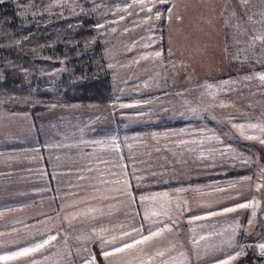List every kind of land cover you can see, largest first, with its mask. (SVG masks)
Segmentation results:
<instances>
[{
  "label": "rangeland",
  "instance_id": "374dc122",
  "mask_svg": "<svg viewBox=\"0 0 264 264\" xmlns=\"http://www.w3.org/2000/svg\"><path fill=\"white\" fill-rule=\"evenodd\" d=\"M0 1L13 2L23 24L80 15L96 19L95 34L66 46L63 54L52 46L19 47L11 34L13 29L0 20V128L4 133H0V144L57 140H53L57 134L52 127L60 128L71 110H62L63 102L57 98L38 97L31 91L80 78L76 73L79 68L109 69L114 97V103L101 108L104 130L99 140L103 148L100 173L87 168L84 176L60 175L57 184L68 185V190L61 192L63 196L38 200L45 203L39 204V212L46 214L39 215L38 221L23 223L13 232L15 238L5 239L15 244H0V264H237L248 253L261 258L254 264H264V148L257 151L261 154L258 164L255 158L248 165H206L209 160L201 155L205 150L197 145L152 142L141 133L127 138L115 126L116 114L124 126L165 123L193 118L195 114L210 116L221 125L218 107L227 102L223 103L221 95L217 101L214 97L221 92V85L201 81L175 95L164 84L165 73L173 72L180 64V48L189 45L190 40L197 41V66L205 72L206 62L202 65L199 51L214 54L211 43L217 39L215 33L223 31L222 22L205 14L213 8L210 3L214 0ZM185 33L192 34L186 37ZM260 34L262 48L257 65L264 61V33L253 36L257 46ZM246 35L251 37L253 33ZM216 46V52L224 49ZM23 54L61 58L62 66L50 72L26 68ZM8 71L13 81L26 85L30 92L6 91L2 83L8 80ZM189 97L207 101L209 111L201 112L205 109L201 102H197L198 107L193 102L180 104L188 102ZM175 98L180 99L178 104ZM36 104H47L49 108L36 114L10 109L12 105ZM46 152L51 156L52 150ZM246 167H253V172L136 192L144 185L225 174ZM79 169L76 166L75 170ZM245 211L247 222L239 240ZM21 252L28 255L18 256ZM6 256L17 258L4 260Z\"/></svg>",
  "mask_w": 264,
  "mask_h": 264
},
{
  "label": "crops",
  "instance_id": "0c3cea01",
  "mask_svg": "<svg viewBox=\"0 0 264 264\" xmlns=\"http://www.w3.org/2000/svg\"><path fill=\"white\" fill-rule=\"evenodd\" d=\"M210 4L213 8L207 9L205 14L222 22L220 27L223 31L215 33L217 39L213 43L207 39L214 54L199 51L202 65L206 62L205 72L201 73L197 66L194 54L197 41L190 40L189 45L180 48L181 54L177 57L180 64L174 67L173 72L165 73L167 79H164V84L169 86L166 90L171 89L175 95L177 91H185V87L192 89L201 81L212 86L221 85V92L214 95L216 101L221 95L223 103L227 102L218 107L221 125L202 114L178 119L193 121L190 124L166 128L155 126L157 124L124 126L120 119L123 128H143L135 133H126L118 129L119 116L115 112L116 130L127 138L141 133L143 138L152 142L167 140L174 144L197 145L205 150L201 155L209 160L205 161L206 165H248L255 158L258 164L261 154L257 151L264 148V67H257V60L261 58V34L257 37V46L253 36L254 33H264V0H214ZM246 33L253 35L250 37ZM187 34L190 36L192 33H185L186 37ZM219 37L221 41H218ZM187 39H183L184 43ZM216 45L224 49L216 52L219 50ZM201 74L206 78L199 79ZM178 100L175 98L174 102L178 104ZM198 100L189 97L186 99L188 102L180 101V104L193 102V106H197V102L203 103ZM111 103H114V97L107 103L63 102L62 110H71L77 119L69 114L62 119L64 124L60 128L53 126V132L57 134L54 142L46 139L40 143L0 144L1 245L15 244L5 239L15 238L13 232L23 223L38 221L46 214L47 211L39 212V204H45L39 199L63 196L61 192L68 190V185L57 184L60 175L68 177L77 173L84 176L87 168L100 173L103 148L99 140L104 130L101 108ZM201 106L205 107L201 112L209 111L207 101ZM0 133L4 134L1 128ZM167 135L174 138L169 139L171 136ZM104 142L109 144L106 140ZM46 150H52L51 156L48 157ZM76 166L80 169L75 170ZM55 167H60V170H55Z\"/></svg>",
  "mask_w": 264,
  "mask_h": 264
},
{
  "label": "trees",
  "instance_id": "16d2710c",
  "mask_svg": "<svg viewBox=\"0 0 264 264\" xmlns=\"http://www.w3.org/2000/svg\"><path fill=\"white\" fill-rule=\"evenodd\" d=\"M0 20L5 21L10 26L14 33H11L17 40L19 47H54L56 51L63 54L64 48L75 42H81L95 34L96 19L92 15H80L77 17H70V19H63L58 21H46L40 23L23 24L18 16L17 8L11 1H0ZM22 64L26 68H32L37 71L50 72L55 68L62 66L61 58H32L27 54L21 57ZM257 67H264V61L258 64ZM76 73L80 75L72 81H65L53 88H38L31 91L34 95L42 98H57L61 102H81V103H107L113 99L112 92V75L109 69L101 66L95 70L92 67L82 70L79 68ZM7 81L2 83L6 91L27 93L30 92L28 87L24 84H19L11 79L9 71L7 73ZM1 85V84H0ZM47 104H36L33 106L12 105L11 110L32 111L33 114L48 109ZM191 120H178L169 123H161L157 127H176L184 126L192 123ZM117 127L120 131L126 133H135L142 130V127H128L123 128L120 119H117ZM253 167H246L236 170H231L225 174H210L203 176L189 177L186 179H175L167 182H160L151 185L140 186L136 189L137 193L153 192L158 190H166L177 188L188 184L206 182L211 179L220 178L223 176H242L247 173H252ZM247 222V212H243L240 228L239 240L244 234V228ZM97 258L99 262H103L102 256L98 249H96ZM256 259H261L255 254L248 253L241 258L237 264H254Z\"/></svg>",
  "mask_w": 264,
  "mask_h": 264
},
{
  "label": "snow or ice",
  "instance_id": "6c2138e0",
  "mask_svg": "<svg viewBox=\"0 0 264 264\" xmlns=\"http://www.w3.org/2000/svg\"><path fill=\"white\" fill-rule=\"evenodd\" d=\"M242 207H246V205H242ZM147 239V238H146ZM40 247H43V245H41ZM128 247H131V245H129ZM122 249H118L117 251H121ZM33 251H35V249H33ZM18 256H26L28 255V252H21V253H18L17 254ZM107 255V254H106ZM17 257L16 256H6L4 257V260H9V259H16Z\"/></svg>",
  "mask_w": 264,
  "mask_h": 264
}]
</instances>
